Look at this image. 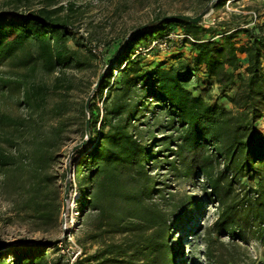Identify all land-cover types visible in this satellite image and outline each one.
Returning <instances> with one entry per match:
<instances>
[{
  "label": "trees",
  "instance_id": "1",
  "mask_svg": "<svg viewBox=\"0 0 264 264\" xmlns=\"http://www.w3.org/2000/svg\"><path fill=\"white\" fill-rule=\"evenodd\" d=\"M241 1L168 0L164 9L152 0L147 28L125 42L133 30L126 32L114 51L119 37L93 43L79 28L86 12L72 2L44 0L18 12L25 0H13L15 11L0 10V96L27 111L0 110V189L13 216L36 232L59 228L66 173L55 167L72 143L85 141L69 157L94 249L73 264H177L175 225L199 196L217 205L203 232L204 261L264 264L244 246L264 243V21L225 8ZM207 5L229 19L159 23ZM177 27L188 38L171 42L167 62H148L159 50L136 55ZM39 72L57 76L50 85ZM67 72L102 77L81 98ZM160 169L194 180L199 194L179 197ZM51 249L58 243L15 247L0 264H51Z\"/></svg>",
  "mask_w": 264,
  "mask_h": 264
},
{
  "label": "rangeland",
  "instance_id": "2",
  "mask_svg": "<svg viewBox=\"0 0 264 264\" xmlns=\"http://www.w3.org/2000/svg\"><path fill=\"white\" fill-rule=\"evenodd\" d=\"M13 0H0V10L12 12L15 11L14 5L10 2ZM44 0H25V4L20 5L18 12H25L26 10L36 8ZM97 1V3H96ZM61 4L69 2L74 3L76 6L83 8L86 12L82 23L79 25L81 32L90 33L92 35L93 43L97 41L105 40V38H116L112 51L118 48L120 38L126 32H130L139 26L146 25L152 18L154 5L152 0H58ZM146 4V6H144ZM160 4L165 9L168 0H160ZM241 6H248L251 8L250 13L243 11ZM157 8V6H156ZM227 11L236 13H242L247 19L251 18L258 22L264 21V0H242L234 7H225ZM225 9V10H226ZM224 9L217 11L211 10L210 13L202 20L204 26L208 27L217 21L228 20L229 17ZM250 14V15H248ZM249 16V17H248ZM180 28L177 27L176 31L180 32ZM171 52H163L160 56L150 55L148 62L152 65L167 62ZM106 72V69L102 70V73ZM57 76H49L43 72L37 74L39 81L46 82L52 85L53 80ZM69 81H72L75 86H79V89L72 91V94H76L78 97L86 98V90L88 85L94 83L92 87L98 81L97 76H92L90 72L83 74H73L67 72ZM211 96L216 102L225 105V100L220 97L217 92H212ZM89 97H87L88 100ZM0 110L4 112H11L12 114H20V112H27L25 108L20 107L17 104V99L11 97L0 96ZM78 142V141H76ZM72 143L68 149L65 150L66 155L57 163L55 169L57 172L65 171L68 168L70 172H74V166L71 164L69 157L70 150L73 148ZM160 144V143H159ZM160 174H165V178H168L167 186L172 192H177L179 197L188 196L191 194H199L197 191V183L192 179L174 178L169 175L165 169L158 171ZM70 173V174H71ZM70 175L66 174V178L63 182L59 183L62 191V201L64 188ZM199 203L187 211H183L180 219L175 225V231L173 233L174 244L180 249L177 255V264H207L202 256L203 246V232L209 228L212 222L216 218V207L210 202L206 201L202 196L198 197ZM12 201L6 193H3L0 189V261L9 258V252L12 248L21 247L24 245L44 244L58 240L59 251L49 250V258L51 264H72L75 259L82 256L85 251H93L90 247V243L84 236L86 228V219L84 218V208L81 203L79 191L76 189L69 192V196L66 201L65 216L61 214V221L57 230H51L47 233L36 232L31 227L21 224L20 220L13 216L12 213ZM67 239L68 245L62 244L60 241ZM223 242L227 243L228 239L222 237ZM247 247L253 257L258 258L264 262V243L251 241L249 244H244ZM193 250L192 257H187ZM192 254V253H191ZM243 261L246 260L243 256ZM243 261L242 264L244 263Z\"/></svg>",
  "mask_w": 264,
  "mask_h": 264
},
{
  "label": "water",
  "instance_id": "3",
  "mask_svg": "<svg viewBox=\"0 0 264 264\" xmlns=\"http://www.w3.org/2000/svg\"><path fill=\"white\" fill-rule=\"evenodd\" d=\"M213 9V7L211 5H207L201 12L200 14H198L197 16H190L187 14H171V15H167L161 18V20L159 21V23H166V22H170V21H174V20H180V21H184V22H188V23H192V24H198L200 22H202V20L210 13V11ZM147 28V25H142L137 27L136 29H134L130 35L128 36V38L125 40V42L131 37L133 36L135 33L140 32L144 29ZM117 61V58L113 61V63H115ZM102 75L99 77L97 83L95 84L93 90H96L99 87L100 84V80H101ZM89 99L86 101V109L88 108V104H89ZM89 134V122L87 121L86 123V137H88ZM85 141H83L81 144L76 145L72 148V151H75L77 149H79L80 147H82L83 145H85ZM70 170L67 168L66 169V174L69 176L70 175ZM70 182L69 180H67L65 188H64V194H63V209L65 210L66 208V201L67 198L69 196V192H70ZM58 240L56 241H52L50 242V244H57Z\"/></svg>",
  "mask_w": 264,
  "mask_h": 264
},
{
  "label": "built area",
  "instance_id": "4",
  "mask_svg": "<svg viewBox=\"0 0 264 264\" xmlns=\"http://www.w3.org/2000/svg\"><path fill=\"white\" fill-rule=\"evenodd\" d=\"M96 3H97V1H96ZM186 37L187 36L181 34L180 32H176V33L170 34L167 38H164V39H154L148 47H140L136 51V55H144L145 56V55L149 54L153 50H159L161 53L167 52V51H169V47H170V44H171L172 41L180 40V39H183V38H186ZM69 179L73 183V188H71V191L76 190L77 188H76V185H75V182H74V179H75L74 172H72L70 174ZM62 213H63V217H64L65 216V214H64L65 211L62 212Z\"/></svg>",
  "mask_w": 264,
  "mask_h": 264
},
{
  "label": "crops",
  "instance_id": "5",
  "mask_svg": "<svg viewBox=\"0 0 264 264\" xmlns=\"http://www.w3.org/2000/svg\"><path fill=\"white\" fill-rule=\"evenodd\" d=\"M264 123V122H263Z\"/></svg>",
  "mask_w": 264,
  "mask_h": 264
}]
</instances>
